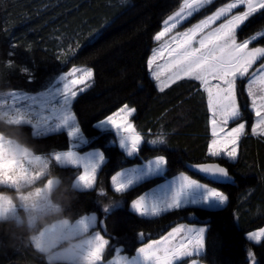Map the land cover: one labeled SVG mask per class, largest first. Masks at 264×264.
I'll return each instance as SVG.
<instances>
[{
	"label": "trees",
	"instance_id": "1",
	"mask_svg": "<svg viewBox=\"0 0 264 264\" xmlns=\"http://www.w3.org/2000/svg\"><path fill=\"white\" fill-rule=\"evenodd\" d=\"M182 2L0 0V93L16 90L37 94L73 67L92 69V84L75 99L73 111L87 140L80 152L100 150L106 162L98 174V187L81 195L76 213L98 214L100 221H105L107 231L102 232L110 244L102 264L113 258L114 248H122L123 255L133 257L145 243L161 238L175 224L194 220L208 227L205 252L200 258L204 264H248V248L255 253L256 264H264V242L254 244L247 239L249 233L264 228V137L251 135L254 117L250 113H246L249 127L239 142L238 160L224 164L233 181L212 185L229 195L226 209L189 207L147 219L129 210L131 200L160 185L164 178L147 180L125 197L111 189L112 175L159 154L156 149L162 146L147 143L148 139H156L157 133H162L169 144L165 152L169 158L168 179L186 170L188 162L205 157V145L211 136L206 100L185 81L159 92L146 67L154 35ZM222 2L203 10L193 21L204 18ZM262 29L264 19L257 15L247 35ZM13 43L18 47L10 58L7 53ZM9 59L17 66L28 67L35 79L29 82L18 70H10ZM125 104L136 109L131 121L138 132L145 134L142 150L133 158L118 147L112 132L96 128ZM31 131L25 127L41 152L52 154L71 147L66 131L44 137H32ZM80 171L65 169L66 174L76 176ZM100 186L120 202L122 210L114 206L106 216L97 203L101 199L97 196ZM234 214H238V221ZM105 224L99 223L98 229L103 230ZM140 232L145 239L139 238ZM0 264H43V260L32 250L0 243Z\"/></svg>",
	"mask_w": 264,
	"mask_h": 264
},
{
	"label": "snow or ice",
	"instance_id": "2",
	"mask_svg": "<svg viewBox=\"0 0 264 264\" xmlns=\"http://www.w3.org/2000/svg\"><path fill=\"white\" fill-rule=\"evenodd\" d=\"M214 3L215 0H183L153 37L158 46L151 49L146 67L155 86L164 93L179 81L189 83L206 100L211 136L205 145V157L188 162L186 170L172 179L167 178L169 158L165 152L169 144L162 133H157L156 139L147 140L149 144L162 147L156 149L159 154L149 162L146 170H131L127 173V181L123 179L125 173L111 176V188L121 197L134 191L133 184L144 175L164 178L165 182L158 188L131 200V210L140 217L160 218L190 206L226 209L229 195L212 185L233 181L229 168L224 164L238 160L239 142L249 127L246 113L254 117L250 125L251 135L264 137V29L247 35L253 18L259 15L264 19V0H225L211 15H205L185 30H177L184 21ZM17 47L15 43L11 45L8 57L15 56ZM7 67L18 70L29 82L35 79L28 67L17 66L12 59L7 61ZM92 78L90 69L73 67L57 82H62V87L54 84L38 95L10 91L8 98L0 100V116L24 130L29 126L32 137L66 130L71 148L54 151L52 155L59 163L82 170L77 175V183L86 189L96 190L98 173L105 158L100 152L81 155L77 151L84 138L73 111L80 91L77 86ZM135 111L125 104L97 125L114 129L120 138V146L129 156L138 155L145 143V134L138 132L129 120ZM10 147L11 142L0 136V181L14 180L13 174L18 170L16 162L9 159ZM104 196L105 193L101 192L99 198ZM119 203L113 200L111 208L103 210L106 216ZM234 219L238 221V214H234ZM99 223L105 224V221ZM97 224L96 215L84 216L72 229L80 231L81 225L83 230L91 229V238L82 257L83 264H102L109 245V239L102 234V231H107L106 224L103 230H96ZM207 232L208 227L199 226L195 220L177 223L160 239H152L140 247L136 256L117 260L115 264H201ZM139 238L145 239V234L140 232ZM247 239L256 244L264 242V229L249 233ZM36 246L39 248L38 242ZM247 258L248 264H256L251 248H248Z\"/></svg>",
	"mask_w": 264,
	"mask_h": 264
},
{
	"label": "clouds",
	"instance_id": "3",
	"mask_svg": "<svg viewBox=\"0 0 264 264\" xmlns=\"http://www.w3.org/2000/svg\"><path fill=\"white\" fill-rule=\"evenodd\" d=\"M0 136L11 142L9 159L18 165L14 180L0 181V243L32 250L43 264H83L91 229H72L85 216L77 215L76 205L91 189L78 184L76 175L66 174L67 166L51 153L41 152L23 127L2 116ZM101 192L105 196L97 203L102 210L110 209L115 198L104 188L97 190L98 197Z\"/></svg>",
	"mask_w": 264,
	"mask_h": 264
},
{
	"label": "rangeland",
	"instance_id": "4",
	"mask_svg": "<svg viewBox=\"0 0 264 264\" xmlns=\"http://www.w3.org/2000/svg\"><path fill=\"white\" fill-rule=\"evenodd\" d=\"M218 1H223V2H225V0H215V3L214 4H216ZM222 2V3H223ZM213 4V5H214ZM213 5H210V6H213ZM210 6H208L207 8H205V9H209L210 8ZM205 9H203V10H205ZM202 10V11H203ZM215 10V9H214ZM213 10V11H214ZM201 11V12H202ZM201 12H199V13H196V14H194V16L193 17H191V18H189L188 20H186V21H184L180 26H179V28L177 29L178 31H182V30H185L187 27H190L192 24H195V23H197L199 20H197V21H193L194 20V18L198 15V14H200ZM212 14V12L210 13V14H208V15H211ZM217 23H219V21L217 22ZM158 46V44H157V42H155L154 41V47H157ZM77 68H80V67H77ZM80 69H90V68H80ZM91 71H92V69H90ZM71 71V70H70ZM70 71H68V72H70ZM68 72H65V73H63V74H61V75H59V76H57L56 78H55V80L51 83V85L50 86H52V85H57V87H62L63 85H62V82L61 83H57L58 81H60V78L62 77V76H65ZM93 72V71H92ZM152 79V78H151ZM92 80H93V78H92ZM92 80L91 81H85V83L84 84H81V85H78L77 86V88L80 90L79 92H78V95H77V97L80 95V94H82L83 92H85L86 90H88V88H90V86H91V84H92ZM153 80V79H152ZM154 81V80H153ZM155 82V81H154ZM49 86V87H50ZM157 88V87H156ZM47 90V89H46ZM46 90H44V91H46ZM157 90H158V88H157ZM159 91V90H158ZM8 92H10V91H7V92H2V93H0V100H2V99H5V98H8L7 97V93ZM21 92V91H20ZM21 93H25V92H21ZM28 94H30V93H28ZM39 93H37V94H32V95H38ZM76 97V98H77ZM10 99V98H9ZM117 111H119V110H117ZM116 111V112H117ZM115 114V113H114ZM114 114H112V115H114ZM134 115V113L129 117V120H130V122L132 123V121H131V117ZM107 119V118H106ZM100 123V122H99ZM98 123V124H99ZM97 124V125H98ZM133 124V123H132ZM97 125H96V128L99 130V131H101V132H112L113 134H114V136H115V140H116V143H117V145H118V147L121 149V150H123L124 151V153H126L127 155H128V153H127V151L124 149V148H122L121 146H120V138H119V136H117V134H116V132H115V130L114 129H111V128H109V129H104V128H101V127H97ZM64 131H66V130H64ZM55 133V132H54ZM49 134H52V133H49ZM48 134V135H49ZM83 138H84V143L82 144V146L79 148V149H77V151H79L80 152V149L83 147V146H85L86 144H87V140H86V138H85V136L83 135ZM71 148V147H70ZM88 152H100V153H102L100 150H91V151H88ZM81 153V152H80ZM83 154H85V153H81V155H83ZM129 156V155H128ZM129 157H132V156H129ZM104 163H105V161H104ZM142 165H144V164H142ZM141 165V166H142ZM68 167H71V166H68ZM72 168H74V167H72ZM146 168H147V166H146ZM146 168H143V167H139V166H133V167H131V168H125V169H123V170H121V171H119L118 173H125V176L123 177V179L125 180V181H127L128 179H129V176L127 175V173L128 172H130L131 170H146ZM82 171V170H81ZM99 174V173H98ZM150 178H156V176H151V175H144L141 179H139V180H137V181H135V183L133 184V188L134 187H137L138 185H140L141 183H143V182H145L146 180H148V179H150ZM169 179H172V178H169ZM165 182V180L162 182V183H164ZM160 185H158L157 186V188L159 187ZM112 189V188H111ZM154 189V188H153ZM113 190V189H112ZM151 191V190H150ZM150 191H148V192H150ZM190 207H197V208H201V207H199V206H190ZM115 208H117V209H120V210H122V205H119V206H117V207H115ZM129 210L132 212V213H134L132 210H131V203H130V205H129ZM210 210H213V209H210ZM217 210H219V209H217ZM134 214H136V215H138L137 213H134ZM92 215V214H91ZM91 215H88V216H91ZM97 217H98V224H97V229L96 230H100V229H98L99 227H101V225H99V221H100V216L98 215V214H95ZM139 216V215H138ZM140 217V216H139ZM142 218H147V217H142ZM147 219H153V218H147ZM199 226H201V225H199ZM262 229H264V228H262ZM261 230V229H260ZM171 231V230H170ZM257 231H259V230H257ZM169 232V231H168ZM255 232V231H254ZM91 234V233H90ZM102 234H103V232H102ZM167 234V233H166ZM165 234V235H166ZM106 237V236H105ZM162 237V236H161ZM108 239V238H107ZM160 239V238H159ZM109 241H110V239H109ZM250 242H252V241H250ZM252 243H254V244H256L255 242H252ZM109 244H110V242H109ZM144 246V245H143ZM142 246V247H143ZM106 251V250H105ZM138 252V251H137ZM105 253V252H104ZM136 255H137V253H136ZM135 255V256H136ZM134 257V256H133ZM125 258H128V259H130V258H132V257H127V256H125V255H123L122 254V248H114V256H113V258L112 259H110L109 261H107V262H104V264H115V262L117 261V260H122V259H125ZM102 263H103V261H102ZM201 264H204L202 261H201Z\"/></svg>",
	"mask_w": 264,
	"mask_h": 264
},
{
	"label": "crops",
	"instance_id": "5",
	"mask_svg": "<svg viewBox=\"0 0 264 264\" xmlns=\"http://www.w3.org/2000/svg\"><path fill=\"white\" fill-rule=\"evenodd\" d=\"M151 160H153V159H151ZM151 160H149L148 162L144 163V165L139 166V167L146 168V166L149 164V162H150ZM156 188H157V187H155L154 189H156ZM152 190H153V189H152Z\"/></svg>",
	"mask_w": 264,
	"mask_h": 264
}]
</instances>
